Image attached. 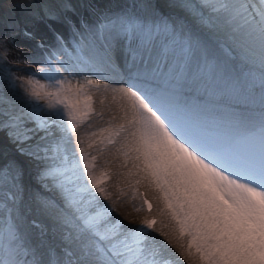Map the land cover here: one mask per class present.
<instances>
[{
	"label": "snow or ice",
	"instance_id": "6c2138e0",
	"mask_svg": "<svg viewBox=\"0 0 264 264\" xmlns=\"http://www.w3.org/2000/svg\"><path fill=\"white\" fill-rule=\"evenodd\" d=\"M33 12L55 36L23 60L35 73L6 67L20 61L0 38V264H179L154 232L192 264H264V0H42ZM96 95L115 108L81 132L104 120ZM86 140L158 193L170 232L118 218Z\"/></svg>",
	"mask_w": 264,
	"mask_h": 264
},
{
	"label": "bare ground",
	"instance_id": "6f19581e",
	"mask_svg": "<svg viewBox=\"0 0 264 264\" xmlns=\"http://www.w3.org/2000/svg\"><path fill=\"white\" fill-rule=\"evenodd\" d=\"M103 2H108V0H103ZM23 19V24H22V31L23 37L26 39H31L33 43H35L36 47L39 49V52H43L44 50L38 47L41 43L45 45H52L55 42V36L54 33L51 31L50 27L46 26L44 23H42L40 20H34L33 18L29 16H23L20 15ZM4 34H7L8 32L5 30H2ZM25 33H28L29 35H26ZM3 34V35H4ZM8 36V35H6ZM12 36V35H11ZM16 36L13 35L11 38L9 37V42H14L16 40ZM67 39V35H66ZM11 56L18 58L20 61L19 63H15L17 65H22L24 59H28L29 61L36 60L38 59L29 52L28 49H26L24 46L19 45L18 43L13 45L11 48ZM40 59V58H39ZM17 60V59H13ZM39 63L33 64L31 67H38ZM26 65V64H25ZM28 66V65H27ZM21 67V66H20ZM25 67V66H24ZM90 78H95V77H90ZM103 82V80L101 81ZM99 100L100 96H97L95 103L93 107L96 108L97 105H99ZM108 106L115 108V105L112 104H106L105 107L101 106L98 107L96 110H104V120H99L96 117H93L88 123L92 124L93 126L91 129L88 128V125L85 124L81 127V132L85 131H92V130H98L99 127L104 126L107 127V124L104 122L107 119H109V113L107 111ZM85 149L88 152L87 148V140L85 142ZM114 150L113 149H108L105 151L103 155L99 154L96 148H92L91 152L89 153V157L92 155L97 156V175H99L100 171H107L106 167L109 165H112L113 169L109 173V179L105 181V184L103 185L108 189L110 193L113 194V198L119 196V205L117 208V213L116 215H119L118 218L123 220L125 224H129V221H133V224H130L129 226H139L140 222L144 220V216L147 214L146 211L143 210V208L138 205V203L134 204L133 200L137 197V187H144L146 190V193L150 195L153 199V206L151 208L152 211H155L158 215L157 217V224L155 227L159 230L170 232L171 231V222L165 215H161V209L163 208L162 203L159 201L158 193H156L152 188H150L146 182H141L140 184H135L134 183V178L133 182L130 183V178L126 177L125 175H120V173H127L128 169L121 167L124 162V158L122 156L114 155L113 154ZM111 158V159H110ZM107 161V163H106ZM129 168L131 167V163L129 162ZM121 183H126V187L122 188L120 187ZM127 190L128 193L124 195V191ZM140 207L141 211H135V208ZM152 235L156 236L158 240L161 241L165 245V247L168 248V251L172 253V255H175V259L179 262V264H192L191 261H185L181 256H180V250L178 245L181 243L180 240L174 239V244L177 245V247H173L168 244L166 240H164L163 237L159 236L157 233H152ZM183 243L186 244V240L183 241Z\"/></svg>",
	"mask_w": 264,
	"mask_h": 264
},
{
	"label": "rangeland",
	"instance_id": "374dc122",
	"mask_svg": "<svg viewBox=\"0 0 264 264\" xmlns=\"http://www.w3.org/2000/svg\"><path fill=\"white\" fill-rule=\"evenodd\" d=\"M42 0H0V38L7 37L8 40V48H9V60L10 61H16L13 59H17L15 57L11 56V48L15 44H19L24 46L26 49L29 50L30 53H32L38 60L40 58V54L42 52H39V49L36 47L35 43L31 39H26L23 37V31L22 24L23 19L20 15L29 16L36 19L33 12V6H38ZM73 3H78L79 0H72ZM5 30L8 32L7 34H4L2 30ZM4 34V35H3ZM8 35V36H6ZM13 35H15L16 40L14 42H9V37L11 38ZM3 53H0V56H2ZM39 66V64H37ZM5 65L0 64V68L4 67ZM21 66V67H20ZM25 66V67H24ZM13 73H16L19 76L27 77L30 73H35L36 67H29L25 65L24 63L22 65H17L15 63H9L6 65ZM0 76H2V72H0ZM9 79H11L9 77ZM42 79V78H41ZM43 82V79H42ZM16 92L20 95H23V92L21 88L19 87L20 81L17 80L16 82ZM4 83L3 80L0 79V89H3ZM99 95H96L94 97H97ZM106 104H112L111 96L107 95L106 97ZM105 105L103 107H105ZM100 107V104L96 106V108ZM98 167V166H97ZM119 216V215H118Z\"/></svg>",
	"mask_w": 264,
	"mask_h": 264
}]
</instances>
